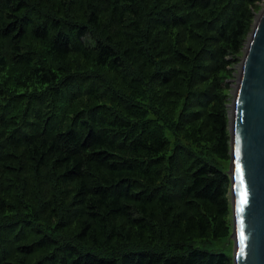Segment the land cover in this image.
I'll return each instance as SVG.
<instances>
[{"label":"trees","instance_id":"obj_1","mask_svg":"<svg viewBox=\"0 0 264 264\" xmlns=\"http://www.w3.org/2000/svg\"><path fill=\"white\" fill-rule=\"evenodd\" d=\"M262 0H0V264H233L226 77Z\"/></svg>","mask_w":264,"mask_h":264},{"label":"water","instance_id":"obj_2","mask_svg":"<svg viewBox=\"0 0 264 264\" xmlns=\"http://www.w3.org/2000/svg\"><path fill=\"white\" fill-rule=\"evenodd\" d=\"M233 95L228 114L233 264H264V9L254 22Z\"/></svg>","mask_w":264,"mask_h":264},{"label":"rangeland","instance_id":"obj_3","mask_svg":"<svg viewBox=\"0 0 264 264\" xmlns=\"http://www.w3.org/2000/svg\"><path fill=\"white\" fill-rule=\"evenodd\" d=\"M262 9H264V0L257 3V8L254 9L255 20H256L258 14L260 13V11H262ZM255 20H254V22H255ZM253 25H254V23H253ZM251 32L247 36L245 43H244L239 55H237L236 57H233V56L228 57V59H230V61H231V65L228 67L230 72H228V76L226 77V80H225V84H227L228 93H229V102L227 104L228 114H229V111L231 110V105H232L233 97H234L233 94L236 91V85L238 83V79H239V75H240V71H241V66H242V61H243V58H244L245 53H246L248 40H249V37L251 35ZM219 166L228 173L229 169H230V162L220 161ZM206 248L208 250L216 252V253L220 252V253H224L226 255H232L233 256L234 242L231 238L230 239L224 238V239L214 241L212 244L207 245Z\"/></svg>","mask_w":264,"mask_h":264},{"label":"snow or ice","instance_id":"obj_4","mask_svg":"<svg viewBox=\"0 0 264 264\" xmlns=\"http://www.w3.org/2000/svg\"><path fill=\"white\" fill-rule=\"evenodd\" d=\"M244 201H242V203H243Z\"/></svg>","mask_w":264,"mask_h":264}]
</instances>
